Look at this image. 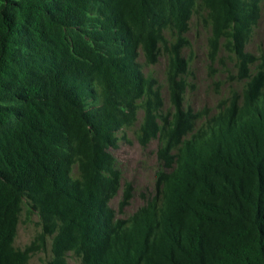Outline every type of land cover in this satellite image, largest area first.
Masks as SVG:
<instances>
[{
    "label": "trees",
    "instance_id": "1",
    "mask_svg": "<svg viewBox=\"0 0 264 264\" xmlns=\"http://www.w3.org/2000/svg\"><path fill=\"white\" fill-rule=\"evenodd\" d=\"M264 0H0V264H264V48L247 49ZM245 79L203 116L184 104L194 14ZM167 56L174 110L146 65ZM143 56V60L141 57ZM157 141L155 191L130 216L111 200L131 128ZM121 207L132 197L131 184ZM41 232L15 246L23 205Z\"/></svg>",
    "mask_w": 264,
    "mask_h": 264
},
{
    "label": "rangeland",
    "instance_id": "2",
    "mask_svg": "<svg viewBox=\"0 0 264 264\" xmlns=\"http://www.w3.org/2000/svg\"><path fill=\"white\" fill-rule=\"evenodd\" d=\"M204 12L194 14L190 29L186 33L190 45L183 49V55L188 60V71L184 74L187 82L184 104L194 111H201L203 116L198 119L197 126L205 124L235 94L241 95L245 85V79H241L238 72L236 59L222 47L215 59L210 55L209 38L211 30L203 19ZM264 48V3L262 14L256 25L251 41L247 49L256 54ZM143 60V56L141 57ZM167 56L161 55L154 65L145 67L160 84L164 98L163 110H174L170 98V88L167 81ZM143 118V110L138 113V119L131 128L119 132L120 140L113 149L118 164L122 170V185L118 194L111 200V206L116 210L118 217H128L136 212L146 202V199L155 191L156 171L159 167L156 149L157 141H152L144 147L137 138V132ZM131 184L133 193L129 203L121 207V200L127 188ZM41 232V224L38 213L29 212L27 204L23 205L19 217L17 233L14 244L16 247L25 249ZM52 258L51 238L45 240V247L31 254L28 264H48ZM68 264H82L79 257L68 254Z\"/></svg>",
    "mask_w": 264,
    "mask_h": 264
}]
</instances>
